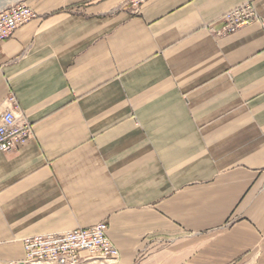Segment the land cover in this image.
Returning a JSON list of instances; mask_svg holds the SVG:
<instances>
[{
	"label": "crops",
	"instance_id": "1",
	"mask_svg": "<svg viewBox=\"0 0 264 264\" xmlns=\"http://www.w3.org/2000/svg\"><path fill=\"white\" fill-rule=\"evenodd\" d=\"M128 2L0 0L36 15L0 45V114L13 94L33 131L0 153V261H21L24 237L99 223L118 252L99 264L260 254L264 0ZM246 2L261 24L208 30Z\"/></svg>",
	"mask_w": 264,
	"mask_h": 264
},
{
	"label": "built area",
	"instance_id": "2",
	"mask_svg": "<svg viewBox=\"0 0 264 264\" xmlns=\"http://www.w3.org/2000/svg\"><path fill=\"white\" fill-rule=\"evenodd\" d=\"M148 0H129L133 13ZM35 13L24 3H15L0 10V45L13 33L35 18ZM261 24L253 5L246 2L228 11L219 19L220 27L209 31L216 37L231 35L239 29ZM0 114V153H9L25 145L32 137V127L18 111L13 94L4 100ZM22 264H82L87 260L113 263L118 252L107 237V225L99 223L89 228H79L61 234H37L22 239Z\"/></svg>",
	"mask_w": 264,
	"mask_h": 264
},
{
	"label": "rangeland",
	"instance_id": "3",
	"mask_svg": "<svg viewBox=\"0 0 264 264\" xmlns=\"http://www.w3.org/2000/svg\"><path fill=\"white\" fill-rule=\"evenodd\" d=\"M251 217H252L253 222L259 227L255 231L254 238L256 239L255 240L256 242L254 245H255L256 252L260 250V254L252 253L251 260L236 259V260H230V261H221L222 264H264V196L259 197L257 200V203L251 206ZM235 221H236V216L231 214L226 219V225L229 226ZM168 245H169L168 240H164L161 238L160 241H156V243L153 245V249H155L156 251L159 250L163 252V250H165L168 247ZM251 247H253V244H251ZM145 254H146L145 251H142L141 253H139V256L137 260L135 261V264H148L147 260L145 261L144 259ZM153 255L155 254H152L151 256ZM163 260L164 259L162 258L160 260H155V261L157 263L165 262ZM21 261H17V262L0 261V264H17V263H20ZM89 262H96L97 264H99V262L101 261L92 259Z\"/></svg>",
	"mask_w": 264,
	"mask_h": 264
},
{
	"label": "water",
	"instance_id": "4",
	"mask_svg": "<svg viewBox=\"0 0 264 264\" xmlns=\"http://www.w3.org/2000/svg\"><path fill=\"white\" fill-rule=\"evenodd\" d=\"M17 264H22V263H17Z\"/></svg>",
	"mask_w": 264,
	"mask_h": 264
},
{
	"label": "bare ground",
	"instance_id": "5",
	"mask_svg": "<svg viewBox=\"0 0 264 264\" xmlns=\"http://www.w3.org/2000/svg\"><path fill=\"white\" fill-rule=\"evenodd\" d=\"M1 6V5H0Z\"/></svg>",
	"mask_w": 264,
	"mask_h": 264
}]
</instances>
